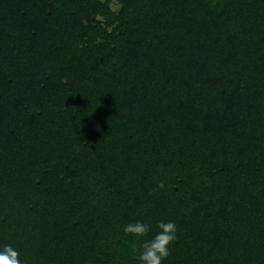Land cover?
Returning <instances> with one entry per match:
<instances>
[{
    "label": "trees",
    "instance_id": "obj_1",
    "mask_svg": "<svg viewBox=\"0 0 264 264\" xmlns=\"http://www.w3.org/2000/svg\"><path fill=\"white\" fill-rule=\"evenodd\" d=\"M138 218L264 264V0H0V245L136 264Z\"/></svg>",
    "mask_w": 264,
    "mask_h": 264
},
{
    "label": "clouds",
    "instance_id": "obj_2",
    "mask_svg": "<svg viewBox=\"0 0 264 264\" xmlns=\"http://www.w3.org/2000/svg\"><path fill=\"white\" fill-rule=\"evenodd\" d=\"M122 231L133 240L136 264H165L179 239L178 225L171 219H159L153 224L138 218L123 225ZM0 264H28V261L13 244L5 243L0 245Z\"/></svg>",
    "mask_w": 264,
    "mask_h": 264
}]
</instances>
